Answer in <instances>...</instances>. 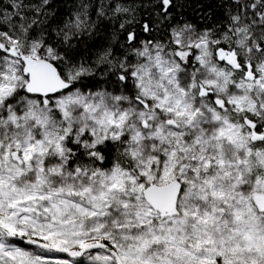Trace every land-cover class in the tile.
Masks as SVG:
<instances>
[{
    "label": "rangeland",
    "instance_id": "obj_1",
    "mask_svg": "<svg viewBox=\"0 0 264 264\" xmlns=\"http://www.w3.org/2000/svg\"><path fill=\"white\" fill-rule=\"evenodd\" d=\"M228 4L222 25L162 16L168 36L129 46L126 93L34 89L38 42L0 43V225L51 246L0 229V264H116L59 251L101 240L122 264H264V36L248 56ZM169 181L159 211L150 191Z\"/></svg>",
    "mask_w": 264,
    "mask_h": 264
},
{
    "label": "trees",
    "instance_id": "obj_2",
    "mask_svg": "<svg viewBox=\"0 0 264 264\" xmlns=\"http://www.w3.org/2000/svg\"><path fill=\"white\" fill-rule=\"evenodd\" d=\"M225 3L239 7L238 24L250 35L247 54L258 57L264 36V0H169L165 7L161 0H0V43L13 52L26 51L33 41L38 42L37 55L52 61L69 87L126 93L130 86L122 76L136 59L129 46L141 38H162V31L168 36L162 16L169 24L190 19L203 27L222 25ZM155 23L160 26L153 27ZM97 148L102 150L101 145ZM106 149L109 156L122 159L119 149ZM73 152L68 146L66 164Z\"/></svg>",
    "mask_w": 264,
    "mask_h": 264
},
{
    "label": "water",
    "instance_id": "obj_3",
    "mask_svg": "<svg viewBox=\"0 0 264 264\" xmlns=\"http://www.w3.org/2000/svg\"><path fill=\"white\" fill-rule=\"evenodd\" d=\"M30 69L32 73L31 86L34 89L56 90L63 87L64 79L59 74L57 68L52 63V61L44 58L36 59L31 63ZM176 189L177 183L175 181H169L163 185H158L152 193L153 198H155L158 202H163L165 206H169L174 197ZM0 229L12 238L23 240L26 242L36 243L46 247H51L49 244L35 238L16 236L2 225H0ZM95 248L107 249L114 255L116 264H122L120 259L116 255L115 250L102 240L84 244L78 249H59V251L69 256H78L87 250Z\"/></svg>",
    "mask_w": 264,
    "mask_h": 264
},
{
    "label": "flooded vegetation",
    "instance_id": "obj_4",
    "mask_svg": "<svg viewBox=\"0 0 264 264\" xmlns=\"http://www.w3.org/2000/svg\"><path fill=\"white\" fill-rule=\"evenodd\" d=\"M165 184V183H164ZM163 185V184H162ZM156 187L157 186H154L153 188H152V190L150 191L151 193H150V197H151V204H152V206L155 208V209H157V210H159V211H164V210H166V209H168L169 208V206H165L164 205V203L163 202H158L155 198H153V191L156 189ZM175 195V194H174Z\"/></svg>",
    "mask_w": 264,
    "mask_h": 264
}]
</instances>
